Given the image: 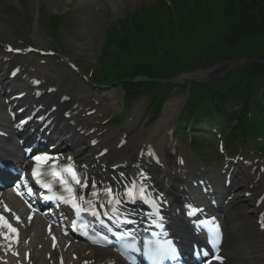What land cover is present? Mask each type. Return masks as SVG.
<instances>
[{"label":"rangeland","instance_id":"1","mask_svg":"<svg viewBox=\"0 0 264 264\" xmlns=\"http://www.w3.org/2000/svg\"><path fill=\"white\" fill-rule=\"evenodd\" d=\"M42 1V2H40ZM148 2H155L154 0H147ZM146 1H143L140 4H143ZM156 3V2H155ZM43 5L46 9H49L51 13H53V7L51 5V0H39V2H35V0H11L6 3L4 6V17L0 16V24L7 25L4 26V29L0 28V42H12L13 44H26L32 45V41L30 38L31 32L34 29V24L36 21V10L39 6ZM55 6V5H54ZM74 8L72 6H69L67 9ZM135 8H138V6H135ZM202 10V9H200ZM197 10V11H200ZM68 11V10H67ZM74 11V9H72ZM128 11V10H127ZM125 12V14L127 13ZM90 12H94L93 7L90 5L82 6L80 9H78L75 13L72 19L71 23H75V25L70 24L68 27L61 29L57 34H55V37L53 36V40L50 38L49 30H40L39 33L42 34L40 37L43 38L42 40L46 43H51L52 45H56L61 47L57 52L61 51L66 58L72 59L73 62L77 64V66L82 69L87 75L92 76V72L94 74L95 79L97 78L99 74V64L100 60L105 57L104 52L108 49V47H116L120 49L125 48L124 42H122L121 38L124 37L123 33L121 31L114 32L109 38H113L109 40V38L106 40H103L101 42L102 44V52L103 53H97L95 56L93 55L94 51V44H95V33L94 26L91 28H87L88 23L85 21L79 20L76 22L77 19H82L86 14L88 15ZM46 13V12H45ZM9 14V15H8ZM95 16L96 13L94 12ZM93 15H89L92 17L90 19L91 25L94 22L96 24L95 29L100 25L101 19L99 18L100 15L97 17H94ZM124 16V13L122 12L117 18ZM205 16L202 15L198 17V23L200 26V30L203 34H208L210 31H212V27L205 23ZM41 19V17H40ZM42 21V19H41ZM120 23V22H119ZM89 25V26H91ZM183 23L180 22L179 26H182ZM15 26L19 27L20 29L15 28ZM46 27V25H44ZM115 28L120 27H114ZM47 33V34H45ZM175 36H169L166 38L167 43L171 45L176 41ZM30 40V41H29ZM135 42L133 43L134 46ZM175 44V43H174ZM246 50L242 52L244 55H253L256 54L258 56L264 57V41H261L260 44L257 47H251L248 48L247 46H244ZM67 49H70L71 54L68 52ZM131 49V46H127L126 53L129 54ZM100 51V50H99ZM98 52V51H97ZM121 52V51H120ZM122 54V53H121ZM124 55V54H122ZM136 56V55H135ZM154 57V56H153ZM76 60V61H75ZM141 61V59H140ZM35 62V61H34ZM33 62V63H34ZM58 63H60V66H58ZM29 64V63H28ZM38 64V63H36ZM52 65H55L59 71H61L63 68V65L61 61L57 60L56 63H51ZM34 64L30 65L33 66ZM102 77L109 78V79H115L116 76L108 71H101ZM93 77V76H92ZM238 148V144L236 145V149Z\"/></svg>","mask_w":264,"mask_h":264},{"label":"bare ground","instance_id":"2","mask_svg":"<svg viewBox=\"0 0 264 264\" xmlns=\"http://www.w3.org/2000/svg\"><path fill=\"white\" fill-rule=\"evenodd\" d=\"M8 0H0V12L3 10L4 5L6 4ZM71 0H66V2H69ZM82 3L88 2L91 5L94 6H99L102 8V22L100 23L99 27L97 29H95L96 24L93 22L91 25V21L89 18H86L85 22L88 23L87 28H91L92 26H94V31L96 30V34H95V44H94V51L93 55L95 56V54L99 53L100 50V39L102 38V35L104 34V28L106 27L107 22L112 19L114 16H116L117 14H119L121 12V10H123V8L126 6L128 8H134V6H138L140 3H142L143 1L146 0H80ZM155 1V0H154ZM35 2H39V0H35ZM141 7H143L144 10L145 7L144 5H142ZM151 9V8H149ZM94 24V25H93ZM91 25V26H89ZM36 27V26H35ZM39 25L37 24V28H35V32L33 33V38L36 40L38 39V30H39ZM37 46H40L41 43L36 44ZM100 50V51H99ZM98 51V52H97ZM6 61V65H10L12 63V58L10 57H4V59L2 61ZM70 73V72H69ZM10 74V73H9ZM26 74L29 76L30 79H38L40 81H42L44 83L43 87H41L38 91L41 94V91L45 90L46 87L49 88H53L54 84L58 85V81L57 79L59 78H54L48 74H44L42 72H29L28 70L26 72L22 73V76L24 78H26ZM2 75H0V79L1 82L3 84L6 85V87L8 88H14L13 90L17 91L14 87V85L10 82H7V79H5L4 77H1ZM25 84H20V86H24ZM59 86V85H58ZM43 89V90H42ZM21 91L19 92H15L12 93L11 95L7 96V97H12L15 94H19ZM73 93V97L71 99V96H68L69 99H71V102L66 104V107L68 108H73L74 106H77V108H75V110L73 111V113L75 114L74 117H76V120L79 118H81L82 116H84L85 114L88 113V111L90 112V110L88 109L87 104H85V102L83 101V99L81 98L82 95L81 94H77L74 93L73 91H71ZM38 93V95H39ZM116 94L114 92H109V93H105L102 94L101 97L103 98V102H104V107L100 108L99 106H96V101L92 102L91 104L93 105V107H95V109L97 110V120L99 119V121L102 119L100 116H104L105 114H108V112H113L116 108H117V102L118 100H116L115 98ZM37 97V96H36ZM36 97H29L27 99H33V100H37ZM43 100H46V98H44ZM46 105V103H45ZM62 108H64L63 105H61ZM82 108H84L82 110ZM65 109V108H64ZM90 120H88L86 122L85 119V123H83V120H78V124L80 126H82L83 129L87 130V132H89L93 127L96 126V117H90ZM83 123V124H82ZM89 130V131H88ZM156 132V131H154ZM165 144V140L163 141ZM86 153H89V151H87ZM86 157V156H85ZM248 175L247 173H242L241 177ZM252 210L240 213L241 218L243 219V224H244V228L243 230H246V236H247V240L246 243L243 242H236V246L233 247V249H229V253H230V259L229 262L227 264H264V241L263 239V234H261L258 238V240H254L252 238V228L251 226H248V220L250 218V216H252ZM37 234V233H36ZM35 234V235H36ZM38 245H42L41 249H37ZM30 246L34 249L33 252V260H30L29 262L24 259L23 257H20V259L18 260L17 263H23V264H59L58 263V257H56L53 253L50 254V250L47 246V243H45L43 241V239H38V238H33V241L30 242ZM61 253H64L65 250L62 247L60 250ZM48 253V254H47ZM96 254L94 256L90 257V260L87 259L86 257H82L80 254H78L79 256L74 260V261H69L66 264H81L84 261L88 260V261H96L98 256H104L103 254H100L99 252H95ZM47 255H50V258L47 259ZM6 255V250L0 249V264H16V262L14 260H9L8 257L5 256ZM46 256L45 260L44 257ZM71 260V259H70ZM65 264V260L63 261Z\"/></svg>","mask_w":264,"mask_h":264},{"label":"snow or ice","instance_id":"3","mask_svg":"<svg viewBox=\"0 0 264 264\" xmlns=\"http://www.w3.org/2000/svg\"><path fill=\"white\" fill-rule=\"evenodd\" d=\"M13 75H15V72L13 73ZM22 123H23V121H22ZM93 143H95V141H93ZM34 159L37 161H40V162H44L45 160L48 159V157L36 156V157H34ZM69 172H70V175L72 178V185L73 186L64 187L63 190H64V192H66L68 194L67 198L65 199V202H68L70 200L72 202L71 206L73 207V209L78 210L81 206L77 200V197H76V192L78 189L81 191L87 190L88 195H91V196H98L101 193H103L104 196L108 197V199H107L108 205H111L114 200H116L117 203H120V201L117 199V197L119 196V193L114 192L111 185L105 186V185H103V183H101L99 189H97V184L93 180L91 187H90L89 183H88V179L82 178L80 175L77 174L76 170L69 169ZM36 175H37V173L34 170L33 176H36ZM58 179L60 180L61 186H64L67 184V182L63 179V177H60ZM93 190H95V191H93ZM29 191L31 192V189H29ZM126 196H127L128 202L135 203V197L132 195L131 192H127ZM61 199H64V197H61ZM79 199L83 200V197H80ZM101 207H104V205H101ZM114 211H116V209H114ZM92 215L97 218V221L101 224V226H104V221H103V219L100 218L99 211L93 212ZM3 220H4V217L0 216V221H3ZM128 222L129 221H127V220L124 221V223H128ZM205 226L208 228V231H209V242L215 247V242L219 238V225L215 224L214 222H208ZM7 227L10 228L13 233L16 232V229L13 228L10 223L7 224ZM83 227L86 229L88 227V225H84ZM93 227H95L94 223H93ZM107 230L111 231V228L109 227ZM129 234H131V233H129ZM169 247H171V246L169 245ZM125 249H132L133 251H139V249L136 246L134 236H133V242L126 244ZM173 251H174V249H173ZM204 255L208 256L209 254L207 251H204ZM157 257L160 259L163 258L162 254L159 252H157L154 256V258H157ZM131 258L132 257L129 256V259H131ZM206 264H210V262H206Z\"/></svg>","mask_w":264,"mask_h":264},{"label":"trees","instance_id":"4","mask_svg":"<svg viewBox=\"0 0 264 264\" xmlns=\"http://www.w3.org/2000/svg\"><path fill=\"white\" fill-rule=\"evenodd\" d=\"M246 8L245 28L247 32L264 30V6L248 2Z\"/></svg>","mask_w":264,"mask_h":264}]
</instances>
